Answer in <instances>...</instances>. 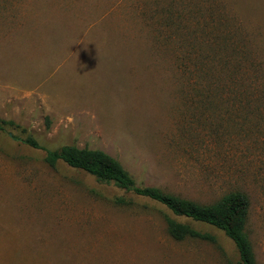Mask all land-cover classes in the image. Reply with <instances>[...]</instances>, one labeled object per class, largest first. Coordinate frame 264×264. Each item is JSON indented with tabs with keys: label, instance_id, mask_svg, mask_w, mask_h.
Listing matches in <instances>:
<instances>
[{
	"label": "rangeland",
	"instance_id": "1",
	"mask_svg": "<svg viewBox=\"0 0 264 264\" xmlns=\"http://www.w3.org/2000/svg\"><path fill=\"white\" fill-rule=\"evenodd\" d=\"M0 118V264H242L223 231L50 166L64 146L201 205L245 194L264 264V0H0Z\"/></svg>",
	"mask_w": 264,
	"mask_h": 264
},
{
	"label": "trees",
	"instance_id": "2",
	"mask_svg": "<svg viewBox=\"0 0 264 264\" xmlns=\"http://www.w3.org/2000/svg\"><path fill=\"white\" fill-rule=\"evenodd\" d=\"M12 125L11 122L0 118V132H6L7 128ZM24 142L34 148L43 149L33 138H27ZM60 161L71 168L87 172L96 177L99 182L114 183L120 189L158 202L176 216L208 224L223 231L236 245L242 264H258L252 244L246 234L250 203L245 194L231 193L225 195L217 203L201 205L166 194L157 188L138 187L121 163L101 150L81 149L75 146L47 150L46 162L50 166L55 167ZM169 231L177 240L186 238L209 239L207 235L175 221H169Z\"/></svg>",
	"mask_w": 264,
	"mask_h": 264
}]
</instances>
